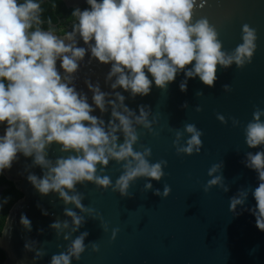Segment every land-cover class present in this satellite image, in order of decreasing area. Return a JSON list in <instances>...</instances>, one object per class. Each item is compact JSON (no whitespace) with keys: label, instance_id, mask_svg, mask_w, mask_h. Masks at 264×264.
I'll list each match as a JSON object with an SVG mask.
<instances>
[{"label":"clouds","instance_id":"obj_1","mask_svg":"<svg viewBox=\"0 0 264 264\" xmlns=\"http://www.w3.org/2000/svg\"><path fill=\"white\" fill-rule=\"evenodd\" d=\"M44 0H0V175L10 170L22 156L31 158L29 167H39L41 175L28 171L26 179L41 197L52 194L63 203L67 219L56 220L49 227L57 240L67 242L64 250L51 256L50 264H72L86 251L88 232H79L84 215L101 218L100 214L82 203L84 196L77 185H94L99 190L129 196L130 185L145 180L144 188L152 189L150 181H161L164 160L151 162V149L141 146L138 129L152 135L157 121L144 105L130 109L125 95L135 99L146 97L153 86L167 91L178 75L183 93L187 81L198 78L212 88L217 70L233 65L243 69L251 64L257 48L255 29L241 27V43L226 52L216 28L206 17L193 22L197 0H85L87 7H74L70 30L58 35L49 19L43 25ZM52 8L56 7L52 3ZM83 46H79L80 44ZM86 55L88 56L85 61ZM93 62L109 66L104 84L111 91H102L99 81L84 79L89 96L78 90L81 71ZM59 63V67L57 64ZM229 92L228 85L223 86ZM197 95H201L198 93ZM184 107H187L185 104ZM99 111L100 116L94 115ZM201 109H196L199 112ZM110 114L107 123L103 119ZM264 110L255 109L252 120L244 127L245 167L257 174L258 186L242 189L230 200V211L243 208L249 191L255 207L244 208L255 218L256 228L264 232ZM224 123V117L217 116ZM238 126L237 120L232 121ZM187 134L185 143L181 138ZM203 133L194 124L176 130L173 147L177 155L199 153ZM56 146L60 155L50 158ZM110 162L122 165L113 184L103 174ZM219 165H213L204 191L222 185V177L213 176ZM27 170V169H26ZM227 191V188H224ZM170 188L165 185L163 194ZM7 201L0 203V208ZM43 215H48L41 209ZM79 213V214H78ZM102 219V218H101ZM20 225L31 232V221L20 216ZM104 230L107 227L102 225ZM5 227L3 229V234ZM74 237V238H73ZM116 230L112 232V239ZM93 253L97 245L90 243ZM25 251L34 253L33 264L47 253L35 241L24 244Z\"/></svg>","mask_w":264,"mask_h":264},{"label":"water","instance_id":"obj_2","mask_svg":"<svg viewBox=\"0 0 264 264\" xmlns=\"http://www.w3.org/2000/svg\"><path fill=\"white\" fill-rule=\"evenodd\" d=\"M69 1L62 0L67 6ZM197 4L202 7L196 8L193 22L206 17L216 28L226 52L241 43L242 25L255 29L257 48L252 62L243 69L235 65L228 70L218 68L212 88L198 78L189 79L187 90L182 93L179 85L185 78L181 74L165 92L153 86L148 96L134 100L122 92L130 109L147 106L157 121L152 135L138 129L136 150H141V146L150 148L151 162L164 160L167 167L161 181H150L152 189L146 190V181L140 179L130 185L126 197L91 184L77 185V191L84 196L83 205L95 209L102 219L84 215V225L73 236L88 232L86 251L72 264H264V232L256 228L255 218L244 210L255 207L251 191L243 208L237 206L235 212L230 211L232 197L259 183L257 174L244 162L247 152L261 149L246 146L244 127L252 120L255 109L264 110V0H197ZM79 46H83L82 42ZM108 71L109 66L95 62L81 71L77 88L88 94L90 104L91 94L83 83L86 75L94 83L99 81L102 91H111L104 84ZM224 85L229 86V92L223 90ZM94 115L99 117V111ZM218 115L224 117V123L217 119ZM109 116H103L106 123ZM234 119L238 126H233ZM186 124H194L203 133L199 153L191 156L177 155L173 147L175 131L183 132ZM187 138L185 134L181 143ZM49 155L55 159L60 155L58 148L53 146ZM30 165L31 158L21 156L3 174L23 196L10 208L0 234L2 264H33L34 253L24 248L26 240L35 241L47 253L35 264H50L51 256L67 246L62 238L57 240L49 227L56 220L67 219L64 205L58 197H41L33 189L26 179L28 171L37 176L42 173L39 167ZM213 165H219L213 176L222 177L223 187L215 185L205 192ZM121 171L122 165L110 162L103 174L114 184ZM165 185L170 188L168 196L155 195L156 191L163 194ZM3 190L0 188V195ZM41 209L48 215H43ZM22 214L31 221V232L20 225ZM92 242L98 247L95 253Z\"/></svg>","mask_w":264,"mask_h":264},{"label":"trees","instance_id":"obj_3","mask_svg":"<svg viewBox=\"0 0 264 264\" xmlns=\"http://www.w3.org/2000/svg\"><path fill=\"white\" fill-rule=\"evenodd\" d=\"M52 3L56 4L55 8H52ZM42 7V19L45 21L43 27L47 28V20H51L53 24H57V33L62 35L63 31L70 30L72 24L71 9H66L62 0H44L41 5ZM63 30V31H61ZM0 186H6L0 198V203L4 200L7 202L0 208V233L4 225L7 214L12 205L19 200L23 195L15 188L12 182L7 181L3 175H0Z\"/></svg>","mask_w":264,"mask_h":264},{"label":"flooded vegetation","instance_id":"obj_4","mask_svg":"<svg viewBox=\"0 0 264 264\" xmlns=\"http://www.w3.org/2000/svg\"><path fill=\"white\" fill-rule=\"evenodd\" d=\"M69 3H70L69 5L72 6V7L67 6V5L64 4V7H66V9H71V10H73L74 7H80L81 9L87 7V5H86V3H85V0H70ZM84 3H85V4H84ZM53 25L56 27L57 24H53ZM13 185H14V184H13ZM0 188H4V190H5V189H6V186H0ZM4 190H3V191H4ZM3 191H2V193H3ZM2 193H1V195H0V198H1V196H2ZM2 228H3V227H2ZM1 231H2V229H1ZM0 234H1V233H0ZM3 261H4V254H3V252L0 250V264H2Z\"/></svg>","mask_w":264,"mask_h":264}]
</instances>
